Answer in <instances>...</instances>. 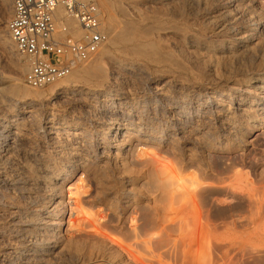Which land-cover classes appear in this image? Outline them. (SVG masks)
<instances>
[{
  "label": "rangeland",
  "instance_id": "1",
  "mask_svg": "<svg viewBox=\"0 0 264 264\" xmlns=\"http://www.w3.org/2000/svg\"><path fill=\"white\" fill-rule=\"evenodd\" d=\"M2 1L0 0V39L5 36L14 44L9 34L4 33L5 30L8 33L7 23L12 14V0L7 3ZM105 1L109 9L101 10L104 17L115 18L117 21L114 23L129 22L127 24L130 25L136 23L134 20H137L138 14L145 17L152 14L162 18V22L170 27L168 33L162 34L163 37L155 36V52L151 51L152 53L149 52L142 57L120 52L118 48L111 46L108 40L105 50L127 67L135 65L136 69H132L133 72L117 68V65L108 59L100 64L107 73L115 72L116 85H119V88L131 89L138 98L148 97L149 107L153 110L149 115L159 111L164 120L173 122L174 119V122L178 123L180 117L178 113L167 109L173 100L172 97L184 98L187 95L186 100L188 98L195 100L194 103L198 105L206 102L207 98L215 93L219 97L227 95V99L225 97L224 99L229 102V94L242 89L247 91L252 89L250 86L243 87V83L250 80L252 82L257 68L264 71V57H257L256 60L250 56L244 59L246 64L242 61L244 64L242 67L238 62L231 64L230 68L229 65L220 63L218 64L220 67L216 65L214 70L209 65L208 59L211 57L207 55L208 52L203 50L202 54L201 50L192 49L188 40L191 37L201 44L215 47L218 44L233 42L237 31L240 30L242 35L250 33L245 29L246 15L249 13L264 24V0H202L201 5L197 3V6L195 4L185 7L184 19L182 17L175 19L171 16L172 12L166 5L167 0H161L162 3L159 4L156 2L155 4L154 0ZM222 10L225 12L235 10V13H232L236 15L237 22H233L236 25L232 24L230 30L219 28L225 14ZM262 28L264 37V27ZM255 29L253 28L251 32ZM1 43L0 40V75L1 73L6 76L15 75L16 65L22 64L25 72L13 94L26 100L34 97L31 99L37 100L39 105L35 107L34 116L16 112L15 118L25 125L24 133L22 132L16 139L7 136V132L0 125V147L11 143L13 145L11 151L17 154L16 158L15 155L13 159L11 158L12 161L10 159L7 161L0 155V264L25 262L23 256L16 254L12 247L26 248L30 252L31 258L27 264H264V121L254 129L253 123L241 117L240 111H236L233 117L240 125L235 134L223 132L220 123L209 124L208 133L211 132L213 139L207 147L196 145L197 136L191 140L183 139L184 135L176 132V136L181 139V151L177 150L171 141H165L163 143L165 146L161 148L140 141L141 139L137 140L136 134L132 133L126 137L129 146L124 151V156L129 160V167L122 168L127 170L123 172L124 177L121 179L114 174L115 168L113 170L108 167V170H103L97 163L71 168L67 180H60L57 184L61 191L58 193V201L65 203L68 211L60 217L56 231L54 233L41 231L42 226H36L38 224L36 223L32 225L33 228L29 231L31 233L26 237L24 230L27 229L25 226L28 224L27 220L32 219L34 213L42 210L50 202L49 193H46V189L35 178L36 176L32 175V168L39 165L48 166L49 171L54 170L51 172L55 173L64 170L67 164L65 156L60 153L61 138L51 140L43 133L45 129L41 123L44 122L46 113L52 109L64 123L67 122L65 125L85 123L88 129L94 128L91 122L95 121L96 116L91 110L82 107L78 99H68L52 93L50 88L53 85L44 89L28 87L24 82L28 71L27 61L18 53L15 44L12 51L4 48V44ZM180 45H183L182 48ZM97 55L98 52L93 56L96 58ZM93 56L62 80L67 87L96 88V82L80 73L82 68L90 66L89 62L94 59ZM251 59L254 61L249 62ZM226 69H229L228 72ZM156 88L164 89L167 95L162 98L157 96ZM34 91L40 92L42 96L37 98ZM29 92L33 95L30 96ZM208 110L214 111L215 108L209 107ZM4 114L11 115L12 111L0 108V115ZM256 114L253 113V116H256L254 119L259 120L262 116ZM98 117L108 123L115 114L101 111ZM189 125L185 123L181 127ZM124 133L125 128L120 130V138ZM145 148L163 150V153H168L174 159L173 162L166 160L159 164L158 179H154L155 176L152 174L154 169L147 162L139 165L135 162V157H141L142 152L144 154L146 151ZM112 152L118 151L112 149ZM220 159L223 162L218 166L216 162ZM21 164L22 166L28 164L31 169L20 170L21 168L17 167ZM231 165H234L233 170L226 171L230 170ZM174 170L180 171L173 175L171 173ZM194 174H198L197 179L189 177ZM146 175H152V178ZM122 183L131 189V193L127 195L121 193ZM157 184L160 188L156 186ZM63 204L57 207L56 214L62 213ZM40 240L49 246L55 242L62 244L63 253L58 258H42L43 246H40Z\"/></svg>",
  "mask_w": 264,
  "mask_h": 264
},
{
  "label": "bare ground",
  "instance_id": "2",
  "mask_svg": "<svg viewBox=\"0 0 264 264\" xmlns=\"http://www.w3.org/2000/svg\"><path fill=\"white\" fill-rule=\"evenodd\" d=\"M3 1L5 3L9 2V0H3ZM96 1H97L100 8L106 9L105 11H107V9H109V6H107L105 0H104L105 2L103 0H96ZM155 2L157 4L162 3L161 0H154V3ZM201 2H202V0H167L166 5L168 6L167 8H169L172 12L171 16L176 19L179 17L183 18V16H185V10H184L185 7L187 8V6H191V5H195V4L197 6V3H200V5H201L202 4ZM163 3H165V2L163 1ZM204 3H206V2H204ZM174 6H176V8H174ZM205 6H204V8H205ZM109 11H111V10H108V12ZM139 11H137V12H139ZM225 11H226V9H225ZM225 11H223V12H225ZM234 11H232V12H234ZM195 12H197V10ZM232 12H229V11L225 12L223 19H222L223 21H221L222 23L219 26L220 29L221 28H222V30L224 28H228L229 30L232 29V26L234 25L233 22H235L237 20L236 15L234 14L235 15L234 16ZM122 13L125 14V12H122ZM110 14H111V12H110ZM247 14H248V12H247ZM127 15H131V14L127 13ZM138 15H139V17L137 16L138 17L137 20L136 19L134 20V21H136V23L130 24V25L127 24L129 22H127V23L125 22L126 24H122L121 22H120L121 23L120 24L119 22H117V23H119V24H117V23H114V21L115 22L117 21V20H115V18H113L114 19L113 20L112 18H109V16L104 17L103 18V28L108 34V37H109L108 43H110L111 46L118 48V51H120V52H126L130 55H133V56L142 57V56H145L149 52L150 53H152L153 51L155 52V50H156V45H155L156 44V41H155L156 37L155 36L159 37L162 34L164 35V33H166V32L168 33V30H170L169 29L170 27H168L166 24H164L162 22L163 19L158 17V16H152V14H151V16H146V17L140 16V14H138ZM246 16H247L246 24L244 23L246 25L245 29H247V32H250V33H244L245 35H242V32L239 30L236 32L235 40L233 42L223 43L221 45L215 44V45H217L216 47L201 44V43H199L200 41L197 42V41H194L191 37H189V38L187 37L190 44H191L192 49L201 50V52L203 50L207 51L208 54L206 52L205 53L209 57H211L208 59V61H210L209 65L212 68H214V70H216V65H218L220 63L221 64L224 63L227 66L229 65L228 68H230L231 64H234L235 62H238L239 64L235 63L238 65L242 64V61L244 62V59L246 57H249V56L256 58V60H257V57L263 58L264 57V37L262 35V33H263L262 27H264V24L259 22L255 17H253L252 13H249ZM214 19H215V17H214ZM244 22H245V20H244ZM153 23H155V25H153ZM69 25L72 28L77 30L75 22L70 21ZM234 28L235 27H233V29ZM253 28H256V29L254 30V32H251V30ZM5 32H6V34H8L6 30L4 31V33ZM163 35H162V37H163ZM186 36H189V35H186ZM185 39H186V37H185ZM0 40L2 42L1 44H4V46H5L4 48H6V49L8 48V49H11L13 51V49H14L13 45L14 44H12L5 36H3L2 39H0ZM166 42H168V41H166ZM203 42H205V41H203ZM161 46L162 45H160V47ZM182 46L180 45L181 48H182ZM187 46H188V44H187ZM172 48H173V46H172ZM163 49H164V47H163ZM203 52H202V54H203ZM163 55H160V56H163ZM170 55H171V57H173L172 54H170ZM160 56H158V57H160ZM106 59L113 61V64L117 65V68H120V69L122 68V69L129 71V72L130 71L133 72V70L136 69V67H134L135 65L127 67L121 60L113 58L111 53L106 51L105 47H104L102 50H100L98 52V55L96 56V58L94 57V59L90 60V62H89L90 66L89 67H87V68L84 67L80 70L81 71L80 73L87 75L92 81L97 83L96 88L90 89V88H86V87L85 88L73 87V86L67 87L65 85L64 81L57 82V83L53 84V86H51V88H50L52 93H56L62 97H65L68 99H73V98L78 99L77 101H79L81 103L82 107H84L88 110H91L92 113L93 112L95 113L96 118H95L94 122H91V123H93L94 128L88 129L87 125L85 123H82V124L76 123L75 125H68V124L65 125L67 122L65 121V123H64V120L62 118L56 116L53 113L52 109H50L51 111L47 110L48 112L46 113V116L44 117V120H43L44 122L41 123L42 126H44L43 128L45 129L44 132H43V130H42V132L45 133L46 134L45 136L51 140L56 139V138H61L60 141L62 142V144H61L62 146H60V148H61L60 153L61 154L63 153V155L65 156L67 164L65 165L64 170H62L61 172H55V173L51 172L54 170L49 171L50 169H48V166L39 165L35 168H32V170H33L32 175L36 176L35 178L38 179L39 182L41 183V185L46 189V193H49L50 202H48L46 204V206L43 207L42 210H38L36 212V214L33 212L34 213L33 214L34 216L32 218L33 220L28 219L27 220L28 224L24 223V224H26L25 226L27 228L26 230H24L25 228L23 227L24 228L23 229L24 235L26 234V237H28L27 235L29 233H31L29 231H31L30 228H33L32 225L33 224L35 225L36 223H38V224H36V226L37 225L42 226L41 227L42 229L40 228L41 231L47 230V231L53 232V233L56 231V228L60 224L59 223L60 217L62 215H64L65 213H67V211H68L67 205L65 203L63 204V203L58 201V197H59L58 193H61V191H60V188H58L57 184L60 180H62V181L67 180V177L70 176L69 173L71 172L70 171L71 168H81V167L88 165L89 163H97L98 165L101 166V169H103V170H108L107 169L108 167L110 169H113V170L115 168L114 174H116V177H119L120 179L123 178L124 177L123 172L125 173L126 172L125 170H127V169L122 170V168L127 167V166L129 167V164H128L129 160L124 156V151H125L126 147L129 146V141L126 140V137H128L132 133L136 134L135 138L137 140L141 139L140 141H143V142L146 141V142H149L151 144H155L154 146L158 145L161 148H162V146H165L163 144L165 141H171L172 144L174 145V147L177 150L181 151V149H180L181 139H180V137L176 136V132L183 134L184 135L183 139L191 140L192 137L197 136V138L195 139L196 145L199 147H207L210 144L211 140L213 139V136L210 134L211 132L208 133L209 124H212L213 122L214 123L216 122L217 124L220 123L223 132H226L229 134H235L236 130L240 127V125L236 121H234V119H233L234 115L236 114V111H240L241 117H244V118H246L245 120H248V121H250V123H253L254 129H257L259 127V124H261V121L262 122L264 121V71L260 70V68L256 69V71L254 73L255 77L252 78V82L249 79L250 81L243 83V85H244L243 87H245V86L249 87L250 86V87H252V89L248 90V91L242 89L239 91H235L233 94H229L228 95L229 102H227L224 99V97L226 98L227 95L223 96V97L221 96L222 97L221 98L215 93L211 94V96H209V98H207L208 100L206 102L203 101L202 104L197 103L198 105H196L194 103L195 100L194 101L188 100L189 98L186 100L185 98L187 97V95H186V97L184 96V98H182V97H176L175 98V96L172 97L173 100L170 102L167 109L170 112L176 111L178 113V115L180 116L178 118V123H175L174 119L172 120L173 122H170L168 120H164L161 117V114L159 111L155 112L152 115H149L153 110H151V108L149 107L150 103H149L148 97H147V99L146 98H138L136 96V94L131 89L127 90L126 87H125V89L119 88L118 87L119 85H116L117 75L114 74L115 72L107 73L106 71H104L102 69V67H100L101 66L100 64L105 63L104 60H106ZM164 59H167V58H164ZM168 59H169V57H168ZM171 60H172V58H171ZM251 61H252V59L249 60V62H251ZM161 62L163 63V61H161ZM170 63H171V61H170ZM173 63H174V61H173ZM177 63H176V65H177ZM244 64H246V62H244ZM244 64H242L240 67H242ZM255 65L256 64H254V66ZM222 67L225 68L226 66H222ZM236 67H238V66H236ZM253 68H255V67H253ZM15 69L17 70L16 71L17 73H15V75L6 76V75H2V73L0 75V108L1 109H9L12 111L11 115H5V114L0 115V125L7 132V136H13L14 139L21 136L22 132L24 133V131H25L24 123L23 124L20 123V121L15 118L17 116L16 112L20 111L22 114H26V115L29 114V115L34 116V113L36 112L35 107L37 105H39L37 100L31 99L34 97L28 98V100H26V99H24V97H23V99L18 98L15 94H13V92L16 91V88L19 85V82L22 78L21 77L22 74H24V72H25V67L22 64L16 65ZM239 69H242V68H239ZM221 70H222V68H221ZM228 70L226 72H228ZM230 70H232V68ZM246 70H247V67H246ZM236 71H237V69H236ZM216 72H218V71H216ZM217 75H218V73H217ZM118 77H119V74H118ZM82 79L84 80V78H82ZM84 81L86 82L87 80H84ZM127 88H129V87L127 86ZM252 91H253V93H252ZM22 93H24V92H22ZM34 93H35V96L37 98L39 96H42V95H40V92L36 93L34 91ZM27 94H28V92H27ZM156 94H157V96L162 98L163 96H165L166 93H165L164 89L156 88ZM29 95L32 96L33 94H31L29 92ZM166 98H164V99H166ZM204 102H205V104H204ZM181 104L184 106H182ZM208 105H209V107H214L215 110L209 111ZM242 107H244V108H242ZM101 111H107V112L113 113V114H115V117L113 119L111 118V120H112L111 122L106 123V122L102 121V119L100 117H98V115ZM253 113H257L258 115H261L262 117H260L259 120H257V119L255 120L254 117H256V116H253ZM74 118H75V116H74ZM185 123L186 124L189 123L190 125L181 127V125H183ZM39 125H40V123H39ZM39 125H38V127L41 126V125L40 126ZM124 128H125V133L120 138L119 132H120V130H122ZM12 146L13 145H11V143H6V144H3L2 147H0L2 150L0 152L1 158H6L7 161L9 159L11 160V158L15 155L14 154L15 152L13 153L11 151L13 149ZM139 148H140V146H139ZM112 149H116L118 152L113 153ZM141 150H142V148H141ZM145 150L146 151L144 154L142 151H140V152H142V155H141V157H138V158L135 157V162L138 165H139V163L142 164V163L147 162L154 169L153 173H152V174H154L153 176H155L154 179H158L157 176H159L160 172L158 171L157 167L159 166V164H162V162H165L166 160L173 162L174 159L168 153H166V152L163 153L162 152L163 150L160 151L159 149H156V150H158V151H156L155 149L151 150V149H146V148H145ZM16 155H15V158H16ZM33 162H34V160H33ZM222 162L223 161L220 159V160H217L216 163L218 166L219 165L221 166ZM27 163H29V162H27ZM136 163H134V164L136 165ZM235 164L236 163H234V165ZM118 165H121V167ZM20 166H22V164ZM20 166L17 167L19 169L21 168L20 170H23V169L27 170V168L31 169V167H29L28 164L27 165L23 164L22 167H20ZM31 166H33V165H31ZM233 166L231 165V168ZM159 168H160V166H159ZM175 168L180 169L177 167H175ZM226 168H228V167H226ZM226 168H224V169H226ZM229 168H230V166H229ZM231 168H230V170L227 169L226 171L233 170V168L232 169ZM30 169H28V170H30ZM30 171H29V173H30ZM132 171H134V169ZM179 171L174 170V172L171 174L177 175L179 173ZM26 173H28V171H26ZM148 173L150 174L149 171H148ZM194 175H196L197 177ZM194 175L189 176V177H194L197 179L198 174H194ZM146 176L148 177L149 175H146ZM151 176H149V177H151ZM169 176H170V174H169ZM173 177H177V176H173ZM154 179H151V181ZM192 180H193V178H192ZM35 181L36 180H33V182H35ZM39 182L37 181V183H39ZM155 182H156V180H155ZM120 183L121 182H119V184ZM156 186L158 188H160L158 184ZM161 187H163V186H161ZM44 188H43V190H44ZM151 188H152V186H151ZM130 190H129V188H127L126 185H124L123 183L121 184V186H120L121 193H126V195H127V193H131ZM222 190H224V189H222ZM215 193H216V191H215ZM129 195H131V194H129ZM60 204H63L62 213L56 214L55 210L57 209V207ZM26 219L24 222H26ZM36 226L34 228H36ZM13 230H15V229L13 228ZM15 232L17 233V231H15ZM32 236H34V235H32ZM43 236H45V235H43ZM36 243L38 244V242H36ZM36 243H35V245H36ZM39 244H40V246H43L41 249L42 250L41 256L44 259L46 257L58 258V256L61 253H63V251H64V246L60 243L58 244V242L57 243L55 242L54 245L50 244L51 246H49L47 243H46L47 245H45L44 242L42 240H40ZM23 246H25V245H23ZM11 249L14 250L16 254H21L23 256V260H25V262L22 264H27V262L31 258V254H29L30 252L27 251L26 248L18 249V248L12 247ZM40 259H41V257H40Z\"/></svg>",
  "mask_w": 264,
  "mask_h": 264
},
{
  "label": "built area",
  "instance_id": "3",
  "mask_svg": "<svg viewBox=\"0 0 264 264\" xmlns=\"http://www.w3.org/2000/svg\"><path fill=\"white\" fill-rule=\"evenodd\" d=\"M11 9L8 34L28 63L24 82L32 89L66 79L109 39L96 0H12Z\"/></svg>",
  "mask_w": 264,
  "mask_h": 264
}]
</instances>
